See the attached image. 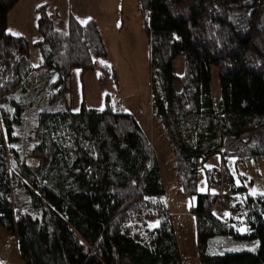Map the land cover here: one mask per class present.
I'll return each mask as SVG.
<instances>
[{"label": "trees", "instance_id": "16d2710c", "mask_svg": "<svg viewBox=\"0 0 264 264\" xmlns=\"http://www.w3.org/2000/svg\"><path fill=\"white\" fill-rule=\"evenodd\" d=\"M18 2L0 0V226L17 237L25 264H184L160 198L167 189L158 155L136 117L119 99L112 105L111 94L99 109L88 107L83 96L77 110L71 107L73 71L82 81L97 59L108 58L95 19L83 23L69 13L60 30L47 4L37 7L38 67L53 77L46 78L48 104L66 100L52 110L41 97L32 114L34 148L47 157L39 173L8 148L23 121V103L14 93L28 89L37 68L24 36L7 31V14ZM137 4L149 16L143 24L156 68L152 114L170 144L177 188L191 199L198 264H264V195H249L229 176V198L243 224L258 227L240 232L231 215L226 221L213 213L217 192L197 190L200 168L208 185L218 186L216 168L205 164L224 151V163L264 160V0ZM178 57L184 61L181 76ZM212 68L223 107L212 100ZM101 69L99 84L116 82L113 68L103 63ZM18 186L27 192L29 214L11 198Z\"/></svg>", "mask_w": 264, "mask_h": 264}, {"label": "rangeland", "instance_id": "374dc122", "mask_svg": "<svg viewBox=\"0 0 264 264\" xmlns=\"http://www.w3.org/2000/svg\"><path fill=\"white\" fill-rule=\"evenodd\" d=\"M44 4H47L46 11L51 16L56 29L66 28L69 13L74 14L81 22L91 18L96 20L109 56L105 61L97 59L96 67L84 75L82 85L84 94H86V104L88 107L99 109L103 107L106 92L112 94L119 91L124 108L136 117L158 155L163 182L167 189L166 194L160 198L164 201L171 215L184 264H198L197 232L194 216L189 212L190 199L177 189V178L170 144L162 134L159 124L152 114L151 82L153 75L150 76L149 74V37L143 24V19H148L149 16L137 4V0H19L16 6L9 11L6 19L7 31L11 34L24 36L29 46L30 61L37 68L31 72L28 89L24 92L17 91L14 93V97L23 103V121L16 131L19 139L11 146L9 145L8 148L16 150L24 162L39 173L45 167L47 157L34 148L37 134L32 114L40 108H38L37 103L41 97L45 99L41 101L45 103L44 106H49L52 110L62 108L66 100V96H64L60 100L48 104L52 92L48 89L46 78H50V82L53 77H48V72L44 67H38L41 56L34 43L40 39L41 35L38 31L36 9ZM103 63L116 70L117 83L107 79L106 85L99 84L98 76L102 72ZM181 70H184V61L182 57H178L176 59L177 74L181 73ZM72 79L71 106H73V110H77L78 108L75 109V107L82 98V85L77 70L73 71ZM212 80L213 85L215 84L218 89L216 84L218 71L216 68H212ZM116 84H118L119 90H117ZM118 99L120 98L118 97ZM205 167L222 169V174L225 177L232 176L236 185L244 184L249 195L264 194V160L260 157L246 162H235L234 158H228L226 166L223 168L221 157L216 155L209 159ZM225 186L227 185L225 184ZM17 190L22 192L26 201H19L21 193L15 190L11 194V198L18 202L17 205L22 211L29 214L27 192L19 186ZM197 190L200 193L207 190L214 192L219 190L217 185H208L204 168H200L198 172ZM222 192V196L228 201L229 208H217L215 214L223 220L231 215V219L236 222L240 232L258 230V227H248L243 224L242 215L235 209L232 198H229L231 188L224 187ZM0 249L4 251V253L0 251V256L6 257L12 253V262L17 257L21 264H25L18 250L17 237L5 232L1 226Z\"/></svg>", "mask_w": 264, "mask_h": 264}, {"label": "bare ground", "instance_id": "6f19581e", "mask_svg": "<svg viewBox=\"0 0 264 264\" xmlns=\"http://www.w3.org/2000/svg\"><path fill=\"white\" fill-rule=\"evenodd\" d=\"M61 30H64V29H61ZM149 60H150V63H149V74H150V76L151 75H155V73H156V68L154 67V65L152 64V62H151V56L149 55ZM183 72H184V70L183 71H181V73H179L178 75L179 76H181L182 74H183ZM219 83V82H218ZM177 86H179V84H177ZM212 100L216 103V104H218L220 107H223V105H222V99H221V97L219 96V95H215V93H213V96H212ZM222 110H223V108H222ZM225 151H224V154L223 155H221L220 157H221V159H222V167L224 168L225 166H226V161H225V163H224V158H225ZM208 163V162H207ZM206 163V164H207ZM205 164V165H206ZM174 165V164H173ZM213 168H215V167H213ZM211 169V168H210ZM175 170V169H174ZM216 170L217 171H214L213 172V174H214V180L218 183V186H220L219 187V190L217 191V193H218V196H216V199L217 200H213V202H212V211H213V213L215 214V211H216V209L217 208H219V209H228L229 208V206H228V201H226L225 200V198L223 197L222 198V194H223V192H222V188H224V187H230V183H231V181H230V178L229 177H225L223 174H222V169H218V168H216ZM175 175H176V178H177V174H176V171H175ZM225 184L227 185V186H225ZM241 185H243L244 186V184H241ZM176 186L178 187V184H176ZM246 187V186H245ZM247 188V187H246ZM209 190H207L206 192H208ZM202 193H205V192H202ZM260 195H264V194H260ZM221 196V197H220ZM187 198H189L188 196H186ZM190 199V198H189ZM190 205H191V199H190ZM190 205H189V208H190ZM216 215V214H215ZM1 257V256H0Z\"/></svg>", "mask_w": 264, "mask_h": 264}, {"label": "crops", "instance_id": "0c3cea01", "mask_svg": "<svg viewBox=\"0 0 264 264\" xmlns=\"http://www.w3.org/2000/svg\"><path fill=\"white\" fill-rule=\"evenodd\" d=\"M109 50V49H108ZM108 56H109V54H108ZM97 62V61H96ZM108 67H111V68H113L112 66H108ZM114 69V68H113ZM114 71H115V73H116V75H117V72H116V70L114 69ZM182 71V70H181ZM79 78V77H78ZM73 81V80H72ZM79 81H80V79H79ZM83 82H84V76H83V79H82V81H81V85L83 84ZM213 80L211 81V87H212V89H213V91H214V93H215V95H219L220 96V87H219V83H218V80H217V82H216V84L218 85V89H217V87H216V85L214 84L213 85ZM104 85H106V83L104 84ZM117 90H119V86H118V84H117ZM177 88H179V87H177ZM215 89H217V90H215ZM113 93H115V95L114 96H117V97H119L120 99V101H121V95H120V93H119V91H117V92H113ZM113 93L111 94L110 92H106V94H111V95H113ZM105 94V95H106ZM117 94V95H116ZM83 96V99L85 100V97H86V94H84V87H83V85L81 86V97ZM105 97V96H104ZM85 103H86V100H85ZM122 103V102H121ZM81 104V102H79V104L78 105H76V107H75V109H77L78 107H79V105ZM87 105V104H86ZM72 107V109H73V106H71ZM93 108V107H92ZM102 108V107H101ZM158 124V123H157ZM178 189V188H177ZM190 212V211H189ZM217 216V215H216ZM218 217V216H217ZM227 217V216H226ZM225 217V218H226ZM221 219V218H220ZM223 220V219H222ZM226 221H228L229 220V218H227V219H225ZM0 251H1V253H4V251L2 250V249H0ZM12 257H13V254L12 253H10V254H8V255H6V257H4L3 255L0 257V264H21V262H20V260H19V258L17 259V257L15 258V260H14V262H12ZM5 259H6V261H5Z\"/></svg>", "mask_w": 264, "mask_h": 264}, {"label": "built area", "instance_id": "2783aa9c", "mask_svg": "<svg viewBox=\"0 0 264 264\" xmlns=\"http://www.w3.org/2000/svg\"><path fill=\"white\" fill-rule=\"evenodd\" d=\"M117 101H118V97L114 96L113 99H112V105H114V103H116Z\"/></svg>", "mask_w": 264, "mask_h": 264}, {"label": "snow or ice", "instance_id": "6c2138e0", "mask_svg": "<svg viewBox=\"0 0 264 264\" xmlns=\"http://www.w3.org/2000/svg\"><path fill=\"white\" fill-rule=\"evenodd\" d=\"M83 23H87V21H84Z\"/></svg>", "mask_w": 264, "mask_h": 264}]
</instances>
